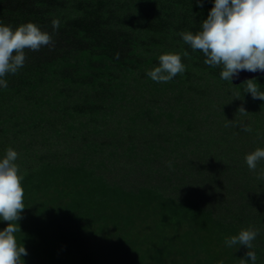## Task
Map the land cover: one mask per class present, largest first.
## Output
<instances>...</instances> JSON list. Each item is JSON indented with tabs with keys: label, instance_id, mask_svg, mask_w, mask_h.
Instances as JSON below:
<instances>
[{
	"label": "trees",
	"instance_id": "trees-1",
	"mask_svg": "<svg viewBox=\"0 0 264 264\" xmlns=\"http://www.w3.org/2000/svg\"><path fill=\"white\" fill-rule=\"evenodd\" d=\"M38 2L45 20L59 22L58 47L28 49L0 88V155L17 151L24 173L22 264H240L246 247L224 241L248 226L259 229L251 250L264 264V160L252 172L244 160L264 147V101L246 82L221 80V67L179 35L200 29L212 0ZM170 11L183 22L165 24ZM165 52H179L185 70L154 82L146 72ZM255 79L264 92V76ZM236 99L252 114L243 124L229 118ZM188 107L199 110L183 115ZM199 117L203 131L177 130ZM155 124L167 146L153 139ZM182 187L200 195L175 193Z\"/></svg>",
	"mask_w": 264,
	"mask_h": 264
},
{
	"label": "clouds",
	"instance_id": "clouds-1",
	"mask_svg": "<svg viewBox=\"0 0 264 264\" xmlns=\"http://www.w3.org/2000/svg\"><path fill=\"white\" fill-rule=\"evenodd\" d=\"M196 3L199 5L202 0ZM58 26L59 22L53 20V30ZM179 35L192 50L203 53L206 65L221 67V80L232 82L241 71L264 73V0H212L200 29ZM50 41L51 35L31 21L15 27L0 21V88L7 87L6 74H15L23 67L25 49L35 51ZM184 70L179 52H165L159 55L158 65L147 70L146 75L154 82H167ZM244 82L245 92L253 99L264 101V92L259 90L255 78ZM239 111L242 116L247 113L244 107H239ZM249 130L245 125L244 131ZM17 157V151L12 148L0 155V221H7L0 228V264H22V256L27 255L19 236L18 220L25 206L21 183L24 173L16 162ZM244 160L249 170H256L257 163L264 160V147L248 152ZM258 233L259 229L248 226L225 239L226 247H246L247 259L241 258L240 264H256L257 257L251 249ZM217 264L224 262L220 260Z\"/></svg>",
	"mask_w": 264,
	"mask_h": 264
},
{
	"label": "rangeland",
	"instance_id": "rangeland-1",
	"mask_svg": "<svg viewBox=\"0 0 264 264\" xmlns=\"http://www.w3.org/2000/svg\"><path fill=\"white\" fill-rule=\"evenodd\" d=\"M194 1H196V0H194ZM39 5L40 4H39L38 0H10V1H6V2L0 4V21H2L5 24L11 25L13 27H15L16 25H19L21 23H25V22L31 21V22L39 25L42 30L47 31L51 35V38H54V32L56 31V29L53 32V28H52V21L53 20L51 18L48 19V20L44 19V17L40 14V12H38L39 11L38 10ZM188 14H189V12H188ZM171 16L173 18H175L172 15V12L170 11V16L166 19L165 24H170V25L171 24H176V26H177L178 22H179V24L183 22V20H179V21L173 20ZM65 28L66 27L64 26V29ZM56 45H57L56 42L51 40L48 45H43V46H45V47L47 46L48 47L47 50L50 52L51 49L53 50V49H56L58 47ZM27 51H28V49H25L24 54ZM91 72L97 74V72L94 71V70H91ZM195 79H196V77L193 78L192 80H195ZM233 94L235 95L237 93H233ZM232 100H234V99H232ZM231 103L233 105H227L230 108V110H231V113H229L230 114V116H229L230 120H233V121L234 120H239L240 124H241V121H244V120L248 121V120H250V118H252V114H251L250 110L247 109L245 104H241V102H239L238 100L236 101V103H234V102H231ZM239 107H244L245 110L247 111V113L242 116L240 111H239ZM174 110H175V116L182 115V112L184 111V109L182 111V109H179V108H174ZM198 110L199 109H192V108L188 107V108H186V111L183 113V115L189 116L191 112H195V111H198ZM148 114L149 113H147L145 115L146 118H150V117L154 116L155 112H153L152 114H149V115ZM192 124L194 125V128L192 130L191 129H187L189 127L188 124H182L180 126H176L178 124L175 123V126L177 127V130L183 132L181 135H185L186 133H188V131L195 132L197 130V128L199 130L203 131V128L205 127V126H203L204 123L201 122L200 117L198 118V120H195V122L193 121ZM155 126H156V128L158 130L155 131V133H157V135L153 139L156 141V143L164 145V146H167L168 143H169V133H168L167 129L159 127L157 124H155ZM170 129H173V128H170ZM134 133H135V135L132 134V136H135V138L138 141H140V143L144 142L143 141L144 139L142 138V136H145V135H142V134L139 135V134L136 133V131H134ZM216 133H218V131ZM128 146L129 145L126 144V148L124 149V151H128ZM216 150H218V152L221 151L219 148H217ZM173 159L175 161L179 162L180 165H182L183 162L185 161V159L182 158V157H174ZM217 160H215V157L214 158L213 157L208 158L207 160H205V157H202V159H201V161L202 162L204 161L205 164H206V161H209V163L210 162L216 163ZM196 164H199V162H197ZM146 166L147 165H142L143 168H146ZM196 168H200V165H197ZM201 169H202V167H201ZM143 170H146V169H143ZM168 170H169V172H172V171L179 172V168L176 167V166H172ZM168 170L162 169V171L160 172L161 175H163V176L166 175L168 173ZM204 170H206V167H204ZM250 171L252 172V170H250ZM201 177L206 179V173H204V176H201ZM139 178L143 179L142 177H139ZM133 180H134V178H133ZM134 181H137V180H134ZM172 182L178 184L179 181H178V179H173ZM206 185H209V182H207ZM231 188L233 189V187H231ZM217 189L221 190V188H217ZM189 191H190L189 187H182V188H179L177 192L175 190V193H178V194H188V193H190V195H192V196L200 195V192H197V191L189 192ZM228 192H230V191L226 190V195L227 196H228ZM235 205L238 206L239 204L238 203H235V204L232 203V204H230V207L234 209ZM234 211H235V209H234ZM263 238H264V236H263Z\"/></svg>",
	"mask_w": 264,
	"mask_h": 264
},
{
	"label": "water",
	"instance_id": "water-1",
	"mask_svg": "<svg viewBox=\"0 0 264 264\" xmlns=\"http://www.w3.org/2000/svg\"><path fill=\"white\" fill-rule=\"evenodd\" d=\"M259 76H264V73L261 72H248V71H241L239 73V76L236 78H233L234 83H242L247 79L256 78Z\"/></svg>",
	"mask_w": 264,
	"mask_h": 264
}]
</instances>
